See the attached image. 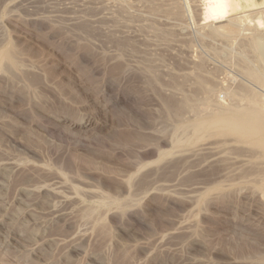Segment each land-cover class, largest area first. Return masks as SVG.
<instances>
[{
    "label": "rangeland",
    "instance_id": "374dc122",
    "mask_svg": "<svg viewBox=\"0 0 264 264\" xmlns=\"http://www.w3.org/2000/svg\"><path fill=\"white\" fill-rule=\"evenodd\" d=\"M236 2L0 0V264H264V146L209 125L264 108Z\"/></svg>",
    "mask_w": 264,
    "mask_h": 264
},
{
    "label": "bare ground",
    "instance_id": "6f19581e",
    "mask_svg": "<svg viewBox=\"0 0 264 264\" xmlns=\"http://www.w3.org/2000/svg\"><path fill=\"white\" fill-rule=\"evenodd\" d=\"M197 6V5H196ZM200 7H201V12H202V14H203V17H202V19L204 20V21H202V22H212V23H219V22H223V21H226V24H223V25H219L217 28H216V32H222V33H226V34H228V33H230V34H232V33H239V32H241V31H243V30H245L244 28L245 27H243L245 24H244V22H250L253 18H254V16L253 15H250V13L249 14H247V12H250V11H244V10H242V8L237 4V2H236V0H201V4H200ZM198 9H200L199 7H198ZM256 10H258V9H256ZM251 11H254V10H251ZM264 10L262 9V10H260L259 12H258V14L260 15V13H261V15L264 17ZM254 13H255V11H254ZM254 13H252V14H254ZM254 15H256V17H257V14L255 13ZM260 15V16H261ZM252 16H253V18H252ZM261 16V17H262ZM231 17H234L233 19H231ZM261 17H258L257 18V20H256V23H257V27H260V26H262L263 24H264V21H262L263 19L261 18ZM254 20V19H253ZM252 20V22H254ZM201 22V23H202ZM255 23V22H254ZM244 24V25H243ZM249 25H250V23H249ZM248 25V26H249ZM253 25V24H252ZM251 25V26H252ZM255 25V24H254ZM253 25V26H254ZM247 26V27H248ZM255 26V27H256ZM264 26V25H263ZM252 28H254V27H252ZM264 28V27H263ZM254 29H256V28H254ZM260 29V28H259ZM250 30H251V28H250ZM258 30V29H257ZM245 31H247V30H245ZM254 31V30H253ZM264 31V30H263ZM261 32V31H260ZM215 33V32H214ZM242 33V32H241ZM262 33V32H261ZM243 34H245V33H243ZM260 35V34H259ZM264 35V34H263ZM262 35V36H263ZM261 41V40H260ZM255 42V41H254ZM251 44V43H250ZM263 45H261L260 47H258L257 48V52H258V56L260 57V58H258V60L260 61V63L261 64H263V66L261 67V69L262 70H264L263 68H264V41H263V43H262ZM259 46V45H258ZM6 50V49H5ZM11 51V50H10ZM10 51H8V52H6V51H3V52H0L1 54H0V61L2 62L3 60L4 61H8L9 63H10V65L13 63V57L11 56L12 54V52H10ZM254 51V50H253ZM257 55V54H256ZM255 55V56H256ZM7 59V60H6ZM1 62H0V65H1ZM8 63V64H9ZM14 64V63H13ZM12 64V65H13ZM14 66V65H13ZM12 68V67H11ZM252 70V69H251ZM253 73H252V71H251V75H252ZM255 75V74H254ZM253 75V76H254ZM259 75V74H258ZM262 75V74H261ZM261 75H259V76H261ZM264 75V74H263ZM256 76V75H255ZM263 77V76H262ZM261 77V78H262ZM253 78V77H252ZM260 78V79H261ZM259 79V78H258ZM257 80V79H256ZM259 82V81H258ZM261 82H262V80H261ZM263 82H264V80H263ZM236 92V91H235ZM238 92V91H237ZM242 92V91H241ZM245 92H246V90H245ZM257 92V91H256ZM254 93V92H253ZM233 94H235V93H233ZM250 94H251V92H250ZM259 94V93H258ZM249 96H251V95H249ZM257 96V95H256ZM258 96H260V95H258ZM257 96V97H258ZM251 98V97H250ZM249 98V99H250ZM245 99H247V98H245ZM263 99V98H262ZM262 101H264V100H262ZM255 102V101H254ZM260 103V102H259ZM253 104V103H252ZM251 104V105H252ZM261 104V103H260ZM165 105V104H164ZM168 105V104H167ZM225 105V104H224ZM254 105V104H253ZM256 105V104H255ZM254 105V106H255ZM166 106V105H165ZM170 107V106H169ZM224 107V106H223ZM230 107V106H229ZM166 108H167V106H166ZM221 108V107H220ZM225 108V107H224ZM228 108V107H227ZM233 108V107H232ZM247 108V107H246ZM250 108V107H249ZM252 109H253V107H251ZM168 109V108H167ZM226 109V108H225ZM235 109V108H234ZM169 111H170V109H169ZM249 111H250V109H249ZM249 111H243V108H242V111L240 110V111H232V112H230V110H229V113L227 112V114L225 113V114H220V115H218V116H216V117H212V119H213V123L212 122H210L209 120H207V121H209V125H211V124H214V126L216 125V124H218V125H221L222 126V128H221V126L219 127V128H221V129H223L224 128V130H226V129H228V130H230L231 128L233 129V131H235V134H236V137H237V134H238V136H242V138L241 139H243V136H245V137H250V138H254L255 140H257V142L260 144V145H262V146H264V126L263 125H258V124H256L258 121H259V118L261 117V116H263L264 115V108L263 107H260L257 111H256V113L255 112H249ZM223 112V111H222ZM261 119H262V117H261ZM263 119H264V117H263ZM262 119V120H263ZM203 122L202 123H207L208 124V122H206V121H204V120H202ZM263 122V121H262ZM201 123V124H202ZM261 123V122H260ZM196 124V123H195ZM199 125H201L200 123H198ZM198 125V126H199ZM218 125H216L215 127H218ZM202 126V125H201ZM197 127V126H196ZM213 127V126H212ZM226 128V129H225ZM218 129V128H217ZM235 129V130H234ZM220 131H223V130H220ZM231 132V131H230ZM234 134V135H235ZM238 138V137H237ZM252 138V139H253ZM240 139V138H239ZM251 139V140H252ZM253 139V140H254ZM252 140V141H253ZM256 144V143H255ZM260 147V146H259Z\"/></svg>",
    "mask_w": 264,
    "mask_h": 264
}]
</instances>
